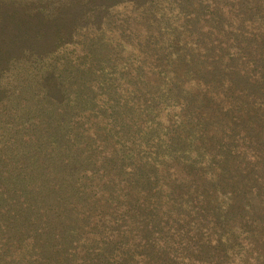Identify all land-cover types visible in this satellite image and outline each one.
Returning a JSON list of instances; mask_svg holds the SVG:
<instances>
[{
    "label": "trees",
    "instance_id": "trees-1",
    "mask_svg": "<svg viewBox=\"0 0 264 264\" xmlns=\"http://www.w3.org/2000/svg\"><path fill=\"white\" fill-rule=\"evenodd\" d=\"M0 264H264V0H0Z\"/></svg>",
    "mask_w": 264,
    "mask_h": 264
}]
</instances>
